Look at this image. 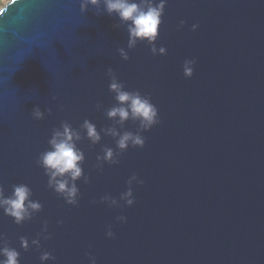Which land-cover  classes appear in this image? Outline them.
<instances>
[{
    "label": "water",
    "instance_id": "1",
    "mask_svg": "<svg viewBox=\"0 0 264 264\" xmlns=\"http://www.w3.org/2000/svg\"><path fill=\"white\" fill-rule=\"evenodd\" d=\"M103 7L11 0L0 10V185L8 196L26 184L43 206L23 225L0 210L5 242L20 264H42L43 251L54 257L46 264H91L89 254L96 264H264V0H167L156 42L167 55L155 56L147 42L128 50L127 26ZM108 68L125 90L151 97L160 123L143 133V149L130 147L102 170L97 156L118 152L115 140L102 131L99 144L82 140L90 183L77 182L71 206L36 161L64 122L113 126ZM37 106L43 120L32 116ZM137 128L129 121L120 131ZM134 174L144 183L133 185V207L100 202L119 200ZM38 236L39 249L31 246Z\"/></svg>",
    "mask_w": 264,
    "mask_h": 264
},
{
    "label": "clouds",
    "instance_id": "2",
    "mask_svg": "<svg viewBox=\"0 0 264 264\" xmlns=\"http://www.w3.org/2000/svg\"><path fill=\"white\" fill-rule=\"evenodd\" d=\"M89 5L95 7L98 14L101 5H103V11H106L110 16H117L120 23L127 26L128 50L135 49L138 42H147L154 56L167 55L165 47H156L167 0H158V2L157 0H81V11L87 12ZM184 23L181 21V28ZM114 27H119V25H114ZM198 27V24H194L192 31H196ZM119 54L123 60H129L128 51L124 48L119 49ZM195 64L194 59L185 60L183 73L186 78L193 77ZM107 75L110 78L109 91L114 94L116 104L107 109L105 115L113 122V126L98 131L94 123L85 120L77 130L69 123L64 122L60 128L53 131L48 141L49 150L42 152L36 161L48 177L49 189L71 206L79 204L80 190L77 182L83 179L84 183H90V178L85 176L82 167L86 159L85 153L78 147L82 140L86 138L93 145L99 144L102 140L101 131L104 136L112 137L115 140L118 152L111 147H105L102 150L103 154L97 156L96 168L102 170L105 163L118 165L120 163L118 157L127 152L130 147L143 149L146 144L143 133L150 131L160 123L158 109L152 103L150 96L142 95L140 91L125 90V85L119 81L111 68H108ZM96 108L98 111L103 110V105L97 104ZM51 111L49 108V115H51ZM32 116L35 120H43L45 113L37 106L33 109ZM129 121L138 124L136 132L120 131V128H123ZM127 183L128 190L121 194L119 200L106 195L100 202L106 203L109 207H121L122 201L127 207H133L136 203L133 185H143L144 182L134 174ZM32 195V190L26 184L13 185L12 193L8 196L5 195L4 187L0 185V210H3L4 214L12 218L17 225H23L43 210L42 204L39 201H34ZM117 221L126 223L127 217L119 216ZM58 223L62 224L63 221H58ZM47 232L48 224L45 221L43 233ZM106 234L108 238H114L111 226ZM44 238L50 239L51 237L45 235ZM20 243L24 251L29 250L30 243L26 237H21ZM31 246H35L37 249L41 247L39 236L31 241ZM0 257H2L0 264H20V253L5 242V237L2 234H0ZM40 260L42 264H46V262L54 260V257L50 252L43 251ZM89 260L91 264H96V258L91 254H89Z\"/></svg>",
    "mask_w": 264,
    "mask_h": 264
},
{
    "label": "rangeland",
    "instance_id": "3",
    "mask_svg": "<svg viewBox=\"0 0 264 264\" xmlns=\"http://www.w3.org/2000/svg\"><path fill=\"white\" fill-rule=\"evenodd\" d=\"M11 0H0V10L7 4L9 3Z\"/></svg>",
    "mask_w": 264,
    "mask_h": 264
},
{
    "label": "snow or ice",
    "instance_id": "4",
    "mask_svg": "<svg viewBox=\"0 0 264 264\" xmlns=\"http://www.w3.org/2000/svg\"><path fill=\"white\" fill-rule=\"evenodd\" d=\"M0 15H2V14H0Z\"/></svg>",
    "mask_w": 264,
    "mask_h": 264
}]
</instances>
